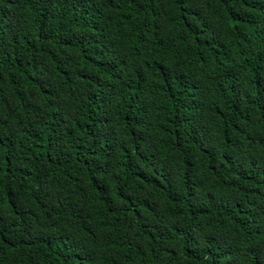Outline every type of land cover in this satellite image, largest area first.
<instances>
[{
	"label": "trees",
	"instance_id": "trees-1",
	"mask_svg": "<svg viewBox=\"0 0 264 264\" xmlns=\"http://www.w3.org/2000/svg\"><path fill=\"white\" fill-rule=\"evenodd\" d=\"M0 264H264V0H0Z\"/></svg>",
	"mask_w": 264,
	"mask_h": 264
}]
</instances>
